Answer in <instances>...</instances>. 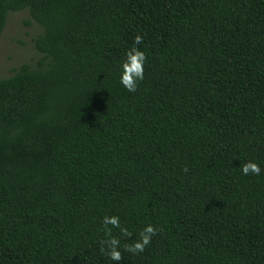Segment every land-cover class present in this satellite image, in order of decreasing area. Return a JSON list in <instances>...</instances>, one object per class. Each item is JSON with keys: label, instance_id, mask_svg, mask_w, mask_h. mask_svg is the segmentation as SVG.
I'll use <instances>...</instances> for the list:
<instances>
[{"label": "trees", "instance_id": "1", "mask_svg": "<svg viewBox=\"0 0 264 264\" xmlns=\"http://www.w3.org/2000/svg\"><path fill=\"white\" fill-rule=\"evenodd\" d=\"M22 11L41 58L0 79V264H264V0H0V37Z\"/></svg>", "mask_w": 264, "mask_h": 264}, {"label": "clouds", "instance_id": "2", "mask_svg": "<svg viewBox=\"0 0 264 264\" xmlns=\"http://www.w3.org/2000/svg\"><path fill=\"white\" fill-rule=\"evenodd\" d=\"M141 43L142 37L140 35L135 36L132 46L125 52L117 69L118 83L129 93L135 92L138 84L144 79L146 54L136 47V45H140ZM239 170L240 174L244 176H259L261 173L259 164L252 160H248L240 165ZM102 226L106 238L100 241V252L110 261H120V242L117 238L112 237L111 233L112 229L115 228L119 229L123 236H129L128 229L121 226L120 218L115 215L104 216L102 218ZM156 232L157 229L151 224L146 225L139 232L138 241L126 246L124 250L133 255L143 252L145 247L149 245L151 238L156 235Z\"/></svg>", "mask_w": 264, "mask_h": 264}, {"label": "rangeland", "instance_id": "3", "mask_svg": "<svg viewBox=\"0 0 264 264\" xmlns=\"http://www.w3.org/2000/svg\"><path fill=\"white\" fill-rule=\"evenodd\" d=\"M40 34L41 28L31 21L27 11L8 15L0 37V79L11 76L22 64L33 65L41 58L33 45Z\"/></svg>", "mask_w": 264, "mask_h": 264}]
</instances>
